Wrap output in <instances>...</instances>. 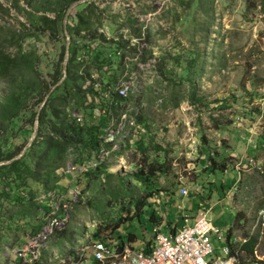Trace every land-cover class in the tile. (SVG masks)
I'll return each instance as SVG.
<instances>
[{
  "label": "rangeland",
  "instance_id": "374dc122",
  "mask_svg": "<svg viewBox=\"0 0 264 264\" xmlns=\"http://www.w3.org/2000/svg\"><path fill=\"white\" fill-rule=\"evenodd\" d=\"M75 1L0 0V63L6 66V71L0 72V154L16 157L32 135L34 122L30 120V114L36 113L53 86L55 68L58 65L62 68V49L66 44L62 22L66 10ZM92 2L94 7L88 10L79 5L71 12L66 21V35L68 29L76 31L74 41H77L85 38L81 35L85 33V43L89 45L94 41V47L89 51L108 63L101 64L98 70L96 64L92 67L93 61L89 57L82 58L79 49L74 48L75 62L70 66L69 79L87 88L89 77H97L100 71L111 77V84L114 83L122 73V60L115 59L113 49H117L116 45L111 46L113 42H105L103 36L98 37V32L108 29V35L113 33L111 37L114 40L120 28L131 23L139 24L132 31L129 27L130 31L127 34L125 31V35L127 39H144L148 58L145 57L142 63L146 59L151 60V65L139 79L141 93L130 96L121 106H110V115L107 119L101 118L107 122L109 117L117 122L123 115L133 118L142 130H136V136L143 135L147 146L152 142L159 145L171 166L170 174L158 180V190L148 198L142 224L135 221L130 226V231L138 237L135 246L140 247L142 241L149 242L150 247L152 245V227L148 217L154 203L150 199L163 191H179L181 187L192 196L202 191L201 202L210 208L207 218L222 236H229L230 229L238 223L244 222V228H250L257 211L264 207V164L263 168L258 165L259 162L264 163V157L260 159L252 147L244 154L243 163H236L239 160L235 161L228 154L233 146V149L244 153L243 145L250 137H264V119H257L258 107L264 108V0ZM77 8L82 11L79 16H75ZM94 8L99 17L93 15ZM125 46L123 55L136 52L132 47L130 51L125 49ZM147 46L154 52L153 56L148 53ZM72 52L71 45L69 53L72 55ZM110 53L112 58L108 56ZM55 90L48 97L46 106L50 98L59 95ZM88 100H92L89 95ZM71 110L67 107L61 118L67 116L69 121L73 119L79 124L73 117L79 115L81 125L100 123L94 122L97 115L101 116L96 108L92 111L84 108ZM38 131L42 150L51 136L45 126H38ZM135 141L134 138L133 144ZM124 143L126 146L113 153L110 163L104 167V173L114 175L112 178L102 175L101 180L92 176L72 179L63 175L62 168L55 173L58 175L56 184L53 177H49L48 190L40 196L52 198L51 212L56 211V214L62 212L63 205L66 206L69 222L60 231L74 232L66 242L56 241L60 231L54 233L47 241L49 250L54 249L61 256L64 249L72 244L77 248L79 244L88 243L97 224L99 214L96 207L104 208L103 201L111 196L109 190L117 193L119 178L123 179L126 187L124 201L129 194L143 196L141 184L128 178L135 173L132 165L141 163V155L135 145ZM30 146L24 155H28ZM209 156L214 162H209ZM123 157L127 167L121 161ZM249 158L253 167H247ZM236 168L241 177L235 190L231 191L232 182L238 180ZM75 187L79 194L73 196ZM226 191L229 193L225 194ZM40 196L28 205L27 210L26 203L17 209L15 204L2 202L1 214L4 216L0 218V232L3 228H11V234L5 235L6 240H12L13 233L18 232L14 230L16 224L20 228L16 241L30 237L32 232L42 228L49 212L38 210V205H42ZM14 218L25 220L24 223H16ZM260 237L254 251L264 264V236ZM216 238L213 234L211 240L217 247ZM1 248L4 246L0 245V264H6ZM246 260L242 259L238 264H252ZM41 264H45V260Z\"/></svg>",
  "mask_w": 264,
  "mask_h": 264
},
{
  "label": "trees",
  "instance_id": "16d2710c",
  "mask_svg": "<svg viewBox=\"0 0 264 264\" xmlns=\"http://www.w3.org/2000/svg\"><path fill=\"white\" fill-rule=\"evenodd\" d=\"M92 7H94V2L84 4L81 8H83V10H88ZM81 12V9L79 10L77 8L75 16H79ZM97 12V9L94 8L93 15L99 17ZM74 32L76 31H70L68 29V36L71 39L70 46H73V52L72 55L69 53L71 57L68 60L66 67L67 76L61 85H59L55 90V92H58L59 95L54 98H50L47 106L46 104L44 105L38 117L39 127L41 128L42 126H45L51 138L48 139V142H46L44 149L40 150L38 142L40 133L39 130L32 145L30 146L28 155H24L20 159L0 167V218L4 216L1 214L2 202L13 206L15 204L18 206L17 209H20L21 206L26 203L27 210L29 204L35 201L41 194L46 193L48 190L47 184L50 176L53 177L54 184H56L58 181H55V179L58 178V175L55 173L57 170L62 168L63 165H66L68 155L70 154L68 152L69 149L71 150V154L74 159L73 163L81 164L87 160L90 153L95 151L99 144L100 129L103 124H105V120H102L97 125L86 123L80 125L75 123L73 119H70L69 121L67 116L61 118L62 114L65 115L64 110L67 107H70L72 109L71 111H78L83 108L84 110L90 109L92 111L95 107L105 108L108 106V103L100 99L98 94L95 91H92L91 88H84L86 91H82V87H86L85 85H76V83H72L69 79L70 66L75 62L74 48H78L81 55H86L90 52L86 49L88 45L82 44L81 46L75 47L74 38L76 37L74 36ZM83 39L84 38L81 37V41H83ZM96 39L98 38H94V40ZM115 44L116 43L113 42L111 43V46H114ZM62 56H64L63 49ZM89 58L91 59V62L93 61L92 67L96 64L97 66L95 67L98 70L100 69L101 64H104L105 62L108 63L107 60L101 59L99 55H94ZM5 71L6 66L0 63V72ZM61 77L62 68L60 69L58 65L52 75L53 85L57 83ZM96 80L104 86H112L113 84H111V77H106L105 74L100 71H98ZM88 95L92 99L91 102L88 100ZM117 101L119 100L117 99ZM51 103L53 104L49 105ZM14 116L11 118H14ZM35 116V112L30 114V120H32V122L35 121ZM132 145H135L136 150L141 155V163L132 165L135 173L132 177L130 176L128 178H133L139 182L141 184L140 189L144 190V194L142 197H136L133 194H129V198L124 201L126 198V187L123 185V179L119 178L120 189L116 191L117 193L109 190V192L111 191V196L103 201L104 208L100 209L99 207H96V212L99 215L95 229L91 233L90 237L93 241H102L107 245H114L118 247L126 245L132 250L147 252L150 247V243L142 241L141 246L136 247L135 243L138 241V237L130 231V226L135 221L140 225L142 224V216L145 212V208L149 204L147 200L153 193H155L156 190H158V180L161 177H165L170 174L171 166L170 162L166 160L165 151H163L161 147L154 142H152L150 146H147L143 135L139 134V137L136 138L135 143ZM122 148L123 147L121 146L119 151ZM161 153L163 156H160ZM29 155L31 156L30 159H28ZM13 157L14 156L11 154L1 153L0 162L9 161ZM208 160L210 163L211 161L214 162L210 156L208 157ZM104 170V167H99L83 176L86 178L92 176L100 180L102 175L105 177L108 176L109 178L114 177V175L104 173ZM68 177L73 179L71 176ZM50 205V200H47V202L42 203V205H38L37 208L39 211L48 213ZM9 219L12 220L13 218L10 217ZM14 220H16V223H24L23 221L25 219H22L21 221L14 218ZM155 222V214L152 212L149 214L148 223L153 224ZM18 227V224H16V228H14V230L19 232L20 228ZM236 228L240 230V236L242 239L240 245L238 246V251L240 252L238 263L242 259H247L246 261L249 262L250 260L252 264H262L261 261L255 259L254 248L257 245L259 238H261L260 236H264V231L263 233L256 231L253 235H247L245 230L247 227L244 228V223L237 224ZM38 229L31 234L33 235L38 232ZM18 232L13 233L14 238L9 241L6 240L5 235L7 236L11 234V228H3L0 232V245L13 244L17 239ZM73 236L74 232L60 231V233H57L55 239L56 241L62 240L63 242H66V240H70ZM70 248L69 254L74 256L75 245L72 244Z\"/></svg>",
  "mask_w": 264,
  "mask_h": 264
},
{
  "label": "built area",
  "instance_id": "2783aa9c",
  "mask_svg": "<svg viewBox=\"0 0 264 264\" xmlns=\"http://www.w3.org/2000/svg\"><path fill=\"white\" fill-rule=\"evenodd\" d=\"M98 33L100 34L98 37L103 36L105 42L116 41L108 35L107 31L100 30ZM81 35L87 38L85 33L82 32ZM85 38L83 41H75V44L88 45L85 43ZM130 47L134 48L136 52L123 55L125 53L122 51L123 49H113L115 59L122 60L123 69L120 77L112 86L102 85L95 76L91 75L87 82L88 87H84L91 88L100 99L108 103L105 108L95 107L96 111L101 114V116L97 115V121H94L96 123L101 122V117L107 119V116L110 115V106H121L130 96H137L141 93L139 79L147 71L148 65H151V60L146 59L142 63L145 57L148 58L145 55L144 39L130 38L125 49L130 51ZM108 56L112 58L111 53ZM262 97L264 98V90ZM131 111L129 109V112ZM73 117L81 125V117L79 115ZM121 117L119 122L113 117H109L108 122L106 120L100 129L99 144L86 161L74 164L69 149L67 163L60 169L63 175L77 178L99 167H106L110 163L113 153L119 151L121 146L126 145L124 142L133 144L134 138L136 139L138 136L136 130H142L133 118H126L124 115ZM121 161L124 162V167H127L126 158L123 157ZM253 166V161L249 159L247 167ZM77 192L78 189L75 187L71 195H78ZM178 192L181 197L188 196V191L184 187H181ZM51 199L47 195L39 198L42 203L47 200L51 202ZM157 199L154 196L153 202L157 203ZM51 210L52 205L49 208L50 216H47L46 222L39 229L40 231L25 239L17 240L13 244L3 245L4 248L1 249L4 250L6 264H41L43 260H45V264H50L52 261H56L57 264H237L239 261L238 246L240 242L234 238L231 243L211 225L207 218L210 208L202 207L192 224H187V219H185V225L172 234L161 232L157 225H153L152 245L147 252L135 251L126 245L118 247L89 239L86 245L79 244L74 249V256L69 254L71 248H65L61 256L57 255L54 249H48V239L57 231L62 230L69 222V212L65 205L62 206V212L60 211L59 214H56V211L51 212ZM256 231L261 233L264 231V207L257 211L249 233L253 235ZM213 234L217 236L218 247L212 243ZM254 256L258 261L261 260L256 251H254Z\"/></svg>",
  "mask_w": 264,
  "mask_h": 264
},
{
  "label": "crops",
  "instance_id": "0c3cea01",
  "mask_svg": "<svg viewBox=\"0 0 264 264\" xmlns=\"http://www.w3.org/2000/svg\"><path fill=\"white\" fill-rule=\"evenodd\" d=\"M139 25V24H138ZM138 25H132L129 24L128 27L124 26L122 28H120V30H118V34L115 37V42H116V48L118 49H124V46L127 44L128 40L126 35H125V31L127 34V31H130L131 27V31ZM107 33H108V29H106ZM115 31V29H114ZM109 34V33H108ZM110 35V34H109ZM113 36V33L112 35ZM94 42V41H93ZM93 42L89 43V47L87 46V51H89L90 48L94 47V44H92ZM81 46V44H79ZM147 51L148 53L151 52L150 54H152L153 56V51H151V48L149 46H147ZM146 51V53H147ZM153 52V53H152ZM95 54L93 53H87L86 55H82V58L84 59H88V57L94 56ZM77 57V55H76ZM122 72V71H121ZM121 74V73H120ZM223 105V103H222ZM258 116L257 119H264V108H259L258 107ZM249 132H251V134H253L254 132H252V129H248ZM264 134V133H263ZM258 135H262V133H259ZM264 136V135H263ZM241 141H243V138H239ZM255 140H257L258 142H256ZM237 146V144H236ZM245 146L244 153L239 152L236 149H233L229 152L228 156L239 161H236V163L240 162L243 163V158L245 157V153L246 151L252 147L253 149H255L256 151V155L261 156L260 159H262L264 157V137H250L249 140L247 142H245V144L243 145ZM202 151L200 150V153ZM201 155V154H200ZM204 156H199V158H202ZM250 159V158H249ZM262 161L264 162V159H262ZM260 164V165H259ZM263 164L264 163H258V165L260 166V168H263ZM257 165V164H256ZM227 171V170H226ZM225 172V170H224ZM235 172L238 174V180H235L234 182H232L231 186L229 187V189L231 191L235 190V188L237 187V184L239 183V179L241 177V175H239L238 169H235ZM236 177V178H237ZM229 192L226 191L225 194H227ZM157 199V203L153 202V199H150L151 202L154 203V205L152 204V212L155 214V219L156 222L151 224V227L153 225H157V227H159L161 232L164 233H168V234H172L177 232L180 228H178L179 226L182 228L185 225V219H187V224H189L190 222H193V219L197 216L198 211L202 208V207H206L205 204H203L201 202V199L203 197V193L202 191L198 192L197 196H192L190 194H188L187 197H181L179 195L178 191H163L160 192L158 195H156ZM204 199V198H203ZM207 208V207H206ZM209 209V208H208ZM168 215L170 216H174L176 217V219H171L170 217L168 218ZM244 223V222H242ZM239 224V223H238ZM235 224L233 226L232 229H230L229 231V236L226 237L227 240H229L231 243L233 241L234 238H236L240 243L242 241L241 236H240V230L236 228ZM247 235H250L249 231L250 228L245 229ZM239 243V245H240ZM218 247V246H217Z\"/></svg>",
  "mask_w": 264,
  "mask_h": 264
},
{
  "label": "water",
  "instance_id": "95a60500",
  "mask_svg": "<svg viewBox=\"0 0 264 264\" xmlns=\"http://www.w3.org/2000/svg\"><path fill=\"white\" fill-rule=\"evenodd\" d=\"M93 0H77L75 2H73L69 7L68 9L66 10V13L64 15V18H63V22H62V28H63V31L65 33V36H66V44H65V48H64V57H63V62H62V77L60 78V80L55 83L51 89L49 90L48 94L46 95L45 99L43 100L42 104L39 106V108L37 109L36 111V116H35V121H34V124H33V132H32V135L30 137V139L28 140V143L27 145L23 148V150L20 152L19 155H17L16 157L10 159L9 161H6V162H0V167L2 166H5V165H8L10 164L11 162L13 161H16L18 159H20L24 154L25 152L27 151V148L31 145V143L33 142L36 134H37V130H38V126H39V120H38V117H39V114H40V111L41 109L43 108V106L45 105V103L47 102V99L48 97L51 95V93L59 86L61 85V83L65 80L66 78V74H67V70H66V65H67V61H68V58H69V48H70V38L69 36L66 35V21L69 17V15L71 14V12L79 5H84V4H88L90 2H92Z\"/></svg>",
  "mask_w": 264,
  "mask_h": 264
}]
</instances>
